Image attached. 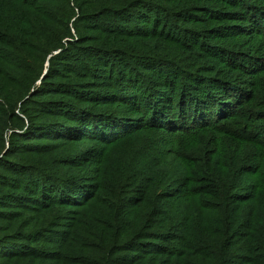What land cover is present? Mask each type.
<instances>
[{"label": "trees", "instance_id": "obj_1", "mask_svg": "<svg viewBox=\"0 0 264 264\" xmlns=\"http://www.w3.org/2000/svg\"><path fill=\"white\" fill-rule=\"evenodd\" d=\"M0 217V264H264V0H0Z\"/></svg>", "mask_w": 264, "mask_h": 264}, {"label": "rangeland", "instance_id": "obj_2", "mask_svg": "<svg viewBox=\"0 0 264 264\" xmlns=\"http://www.w3.org/2000/svg\"><path fill=\"white\" fill-rule=\"evenodd\" d=\"M85 146H89V144L87 142L84 143ZM73 212H68L66 211L65 213H62L63 214V217H61V219L59 221H57V223L54 225V226H50V231L52 232V234H50L51 236H55V240H57L58 238H60V234L67 230V227L69 224H72L73 221L72 220H76L77 217H79V215H81V209H76V208H73L72 209ZM85 212V211H84ZM87 214V212H85ZM41 220V221H45L46 218L44 216H41L40 214L36 213V212H27L26 215H25V219H21L22 223L23 224H28L30 222H32L33 220ZM8 220L7 219H4V218H1L0 217V226L1 225H8ZM30 230V229H29ZM3 233H0V236H2L4 233L5 234H13L14 231L13 230H10V231H2ZM24 242V241H22ZM17 243L18 244V241L16 240H13V244ZM15 247V246H14ZM14 247H10L9 249H4L3 251L0 250V263H3V262H6V255L8 252H11L12 250L15 252V248ZM17 247V246H16ZM3 252H7V253H3Z\"/></svg>", "mask_w": 264, "mask_h": 264}]
</instances>
